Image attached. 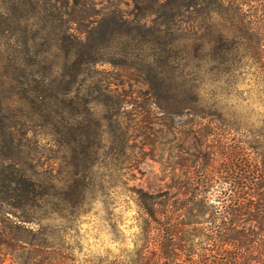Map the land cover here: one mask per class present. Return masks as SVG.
Segmentation results:
<instances>
[{"label":"trees","instance_id":"1","mask_svg":"<svg viewBox=\"0 0 264 264\" xmlns=\"http://www.w3.org/2000/svg\"><path fill=\"white\" fill-rule=\"evenodd\" d=\"M165 3L171 13L161 23L147 26L141 18L125 17L117 7H111L94 10L90 27L75 32L71 26L77 15L68 12L69 0H8L10 39L17 46L23 45L10 63L12 87L18 100L34 106L44 134L53 137L58 153L54 156L57 163L42 179L17 173L14 160L8 172L0 171V264H5L6 256L12 260L10 264H77L45 222L63 217L67 209L83 211L90 199L94 187L91 171L104 134L103 120L95 107L114 106L116 110L104 120L116 125L124 103L111 84H100L99 66L110 63L124 71L134 67L131 61L139 55L155 57V53H141V48L138 54L133 44L137 39L150 42L145 38L152 35L150 28L176 34L174 26L196 21L201 30L192 37L197 39L193 45L190 36L179 33L183 46H200V85L187 86L184 93H177L166 83L163 70H155L154 77L146 74L143 81L151 87L154 107L169 115H180V107L193 110L192 103L201 98L208 63H215L212 69L219 77L232 67L234 46H245L249 66L260 73L264 106V0ZM48 11L53 12L68 46H62L61 38H57L55 47L62 52L63 62L49 66L47 74L41 73L33 80L36 84L29 85L37 72L30 68L27 23ZM167 25H172L173 31ZM16 30L21 33L18 37ZM30 32L33 40L37 29ZM115 39L124 45L112 52L115 46L107 45ZM175 41L173 37L166 46H174ZM161 52L165 55L169 50ZM166 59L167 55L163 56L164 62ZM54 70L56 77L45 85L44 78ZM166 92L169 96H164ZM256 121L250 119L246 127H241L237 120L229 122L221 110L217 111L213 127L193 132L198 138L211 134L213 138L203 151L190 153L189 163L183 164L180 177L174 178L176 191L133 189L140 211L136 217L137 240L133 253L119 264H264V112ZM8 144L13 150L11 135ZM43 171L47 173L46 168Z\"/></svg>","mask_w":264,"mask_h":264},{"label":"rangeland","instance_id":"2","mask_svg":"<svg viewBox=\"0 0 264 264\" xmlns=\"http://www.w3.org/2000/svg\"><path fill=\"white\" fill-rule=\"evenodd\" d=\"M65 1L57 0V3ZM69 2L72 6L69 5L68 12L77 15L71 26L75 32L90 25L89 21L95 19L94 10L104 11L117 7L125 17L141 18L147 22V26L165 21L171 13L165 0H159V3L155 0ZM43 14V17L38 14L36 19H30L27 23L25 36L30 68L37 72L32 75L29 85H35L33 80L39 79L41 73L47 74L49 66L55 67L56 62H63L62 52L55 47L57 38H61L62 46H68L67 38L62 37L56 26L53 12ZM8 17V0H0V171L8 172V165L14 160L17 173H26L37 180L48 175L50 167L57 163L54 156H57L58 146L54 144L53 137L44 134L42 120L35 113L34 106L29 107L18 100L16 90L12 87L10 63L23 45L17 46L14 40L11 41ZM34 24L36 27H32ZM172 25L167 26L173 31ZM29 29H37L33 40H30ZM150 29L152 35L145 37L150 42L137 39L133 44L138 54L150 52L155 53V57L143 58L139 55L131 61L134 67L124 71L116 70L110 63L99 66L102 70L97 74V78L102 80L100 84H111L124 103L119 108L121 117L116 125L115 122L104 120V116L116 110L114 106L95 107L96 113L103 120L104 134L91 171L94 187L90 199L83 211L67 209L63 217H54L45 222L47 230L53 233L57 242L68 248L77 264H119L120 260L133 253L138 231L136 217L140 212L133 189L141 188L148 192L166 189L176 191L174 178L180 177L184 170L183 164L189 163L190 153L197 149L203 151L213 138L212 134L209 138H198L193 132L200 133L204 127L205 130L213 127L217 111L221 110L229 122L237 120L241 127H246L250 119L258 120L264 112L261 75L257 68L249 66L245 46H234L236 49L231 59L232 67L224 70L219 77L212 69L215 63H208L209 71L202 77L201 98L198 103H192L193 110L180 107V115H169L154 107L151 87L143 81L146 74L154 77L155 70H163L166 83L177 93H184L187 86L201 82V69L198 66L200 46H183L179 36L180 33L182 37L188 35L192 38L201 30L196 21L181 23L180 27L174 26L175 30L178 29L176 34L169 30L158 32ZM165 29L166 26H163ZM20 34L18 30L15 31L17 37ZM173 37L176 39L175 45L166 46ZM196 41L192 38L190 43L193 42V45ZM123 45V41L115 39L107 46H115L110 50L113 52ZM162 49L169 50L165 54V62ZM109 54L114 55L111 52ZM55 70L44 78L45 85L54 80L57 75ZM64 80L68 78L64 77ZM164 96L169 94L166 92ZM175 97L178 100L180 95ZM174 104L177 106L178 103ZM11 125L14 127L11 128ZM26 127L30 128L27 135ZM10 135L15 144L13 150H10L8 144ZM45 168L47 173L43 171ZM6 258L4 263L10 264L12 260L9 256Z\"/></svg>","mask_w":264,"mask_h":264}]
</instances>
